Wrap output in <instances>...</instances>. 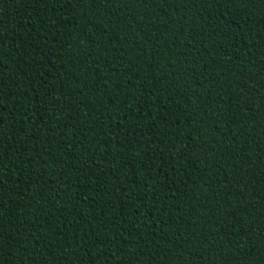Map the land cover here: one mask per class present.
Wrapping results in <instances>:
<instances>
[{
  "label": "trees",
  "instance_id": "1",
  "mask_svg": "<svg viewBox=\"0 0 264 264\" xmlns=\"http://www.w3.org/2000/svg\"><path fill=\"white\" fill-rule=\"evenodd\" d=\"M0 264H264V0H0Z\"/></svg>",
  "mask_w": 264,
  "mask_h": 264
},
{
  "label": "snow or ice",
  "instance_id": "2",
  "mask_svg": "<svg viewBox=\"0 0 264 264\" xmlns=\"http://www.w3.org/2000/svg\"><path fill=\"white\" fill-rule=\"evenodd\" d=\"M239 2L240 3H247V2H249V0H239ZM0 124H2V120H0ZM0 131H2V129H0ZM0 183H2V181H0ZM2 211H3V209L0 208V214H2Z\"/></svg>",
  "mask_w": 264,
  "mask_h": 264
}]
</instances>
